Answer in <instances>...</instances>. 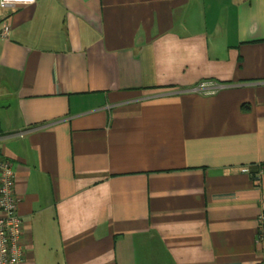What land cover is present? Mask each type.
<instances>
[{
	"label": "crops",
	"instance_id": "crops-1",
	"mask_svg": "<svg viewBox=\"0 0 264 264\" xmlns=\"http://www.w3.org/2000/svg\"><path fill=\"white\" fill-rule=\"evenodd\" d=\"M4 25L20 264H264V0H34Z\"/></svg>",
	"mask_w": 264,
	"mask_h": 264
},
{
	"label": "built area",
	"instance_id": "built-area-1",
	"mask_svg": "<svg viewBox=\"0 0 264 264\" xmlns=\"http://www.w3.org/2000/svg\"><path fill=\"white\" fill-rule=\"evenodd\" d=\"M34 0H0V9L18 7ZM9 26L4 25L0 36L7 38ZM198 90L212 94L213 85L203 82ZM247 171V170H244ZM15 172L12 164L0 157V264H20L23 261V248L20 243L23 222L18 213L19 199L15 193ZM260 232L264 227V214L259 217Z\"/></svg>",
	"mask_w": 264,
	"mask_h": 264
}]
</instances>
